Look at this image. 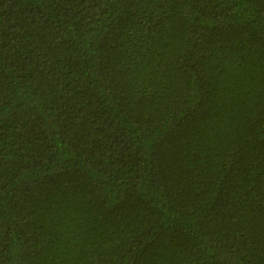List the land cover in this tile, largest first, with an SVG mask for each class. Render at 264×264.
Instances as JSON below:
<instances>
[{
  "label": "trees",
  "instance_id": "16d2710c",
  "mask_svg": "<svg viewBox=\"0 0 264 264\" xmlns=\"http://www.w3.org/2000/svg\"><path fill=\"white\" fill-rule=\"evenodd\" d=\"M0 264H264V0H0Z\"/></svg>",
  "mask_w": 264,
  "mask_h": 264
}]
</instances>
